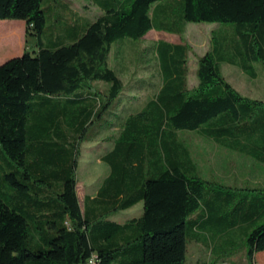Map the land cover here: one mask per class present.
Returning <instances> with one entry per match:
<instances>
[{
    "label": "trees",
    "instance_id": "trees-1",
    "mask_svg": "<svg viewBox=\"0 0 264 264\" xmlns=\"http://www.w3.org/2000/svg\"><path fill=\"white\" fill-rule=\"evenodd\" d=\"M60 1L0 0V20L24 21L35 39L34 50L0 64V264H85L91 255L98 264H185L187 241L218 243L238 222L261 219L245 238L252 261L264 251V188L204 180L179 133L264 165V102L219 69L225 62L255 78L253 63L264 65V0H95L102 14L92 21ZM186 23L232 24L211 31L193 89L184 43L143 49L157 87L125 84L109 65L114 43L152 29L180 35ZM148 85L151 95L126 113L130 90ZM112 129L99 159L108 174L81 207L82 145ZM138 203V216L110 219Z\"/></svg>",
    "mask_w": 264,
    "mask_h": 264
},
{
    "label": "rangeland",
    "instance_id": "rangeland-1",
    "mask_svg": "<svg viewBox=\"0 0 264 264\" xmlns=\"http://www.w3.org/2000/svg\"><path fill=\"white\" fill-rule=\"evenodd\" d=\"M61 1H66L75 13L87 21L94 20L99 13L95 5L91 4L95 0ZM119 1L125 3L127 0ZM49 4L50 0H43L42 8H46ZM0 22H9L11 26H15L18 21L6 19L0 20ZM231 25L229 23H186L185 31L180 35L152 29L143 37L145 38L143 40L130 39L129 41L124 40L122 43H114L109 55V65L120 75L125 84L127 82L130 85L135 83L138 86L147 80L149 84L157 87L160 81L153 53L150 50L147 53L143 49L151 47L158 40L184 43L189 47L186 86L188 90H191L197 84L195 76L197 58L211 48V31L218 35L216 34L217 31H224ZM16 32V29L13 30L12 28L1 30L0 57H4L8 51L14 48L18 37ZM25 43L30 46L33 45L34 40L30 38L27 40V37H25ZM253 66L255 78L248 77L238 67L225 62L220 63L219 69L225 80L242 96L264 102V65L255 62ZM142 87L140 90H130L129 96H133L135 100L128 106L126 113L140 109L142 103L151 95L154 88L149 85ZM116 132L117 129L106 131L98 142L82 145L81 158L76 172V191L81 207L83 206L84 196H93L101 180L107 175L108 166L100 162L99 159L107 151L106 147L108 145L104 138L113 136ZM179 136L189 149L198 175L204 180L220 185H233L236 188H264V165L255 163L252 159L233 151L223 150L211 141L199 137L194 132L183 131L179 133ZM141 208V203H138L132 209L119 212L110 219L123 222L139 215ZM261 222V219L251 224L238 222L233 229L221 235V240L218 243H211L209 239L206 240V245L187 241L185 264L196 262H206L207 264H264V251L255 254L252 261L247 259L245 252L247 233L253 226Z\"/></svg>",
    "mask_w": 264,
    "mask_h": 264
},
{
    "label": "crops",
    "instance_id": "crops-1",
    "mask_svg": "<svg viewBox=\"0 0 264 264\" xmlns=\"http://www.w3.org/2000/svg\"><path fill=\"white\" fill-rule=\"evenodd\" d=\"M93 5V4H92ZM94 6V5H93ZM97 9H98V7L97 6H95ZM71 9V8H70ZM72 10V9H71ZM99 10V9H98ZM73 11V10H72ZM102 14V12L99 10V13L97 14V17L99 16V15H101ZM18 22H16L15 23V26L13 25V26H11V24H9V22L8 23H6V22H0V32H1V30L3 29V28H8V29H16V36H18L17 37V40L15 41V42H17L15 45H14V48L12 49V50H10V51H8V53H6L7 55H5L4 57H0V64H2L3 62H5L6 60H8V59H11V58H14V57H18V56H20L22 53H23V51H24V49H27V50H34L35 49V39L33 38V37H27V40L30 38L31 40H34V43H33V45H30V46H28V44H26L25 43V22L24 21H21V20H17ZM143 39H145V38H143ZM142 39V40H143ZM158 41H160V40H158ZM161 41H165V40H161ZM157 42V41H156ZM155 42V43H156ZM165 42H167V41H165ZM154 43V44H155ZM169 43H173V44H178V42H176V41H173V42H169ZM27 45V46H26ZM237 67V66H236ZM241 71V70H240ZM242 72V71H241ZM107 147H108V150L111 148L110 147V143H107ZM107 147H106V149H107ZM221 148V147H220ZM221 149H223V148H221ZM223 150H226V149H223ZM228 151V150H227ZM238 154V153H237ZM191 157V156H190ZM253 162H255L254 160H252ZM193 162V161H192ZM194 163V162H193ZM255 163H257V162H255ZM259 164V163H258ZM195 165V164H194ZM262 165V164H261ZM195 167H196V165H195ZM197 169V168H196ZM198 173V172H197ZM107 174H108V172H107ZM141 205H142V203H141ZM130 209H132V207L130 208ZM130 209H128V210H130ZM141 210H142V208H141ZM125 211H127V210H125ZM123 212V211H122ZM138 216V215H137ZM134 217H136V215L134 216Z\"/></svg>",
    "mask_w": 264,
    "mask_h": 264
},
{
    "label": "built area",
    "instance_id": "built-area-1",
    "mask_svg": "<svg viewBox=\"0 0 264 264\" xmlns=\"http://www.w3.org/2000/svg\"><path fill=\"white\" fill-rule=\"evenodd\" d=\"M85 264H98L95 255H91L85 262Z\"/></svg>",
    "mask_w": 264,
    "mask_h": 264
}]
</instances>
